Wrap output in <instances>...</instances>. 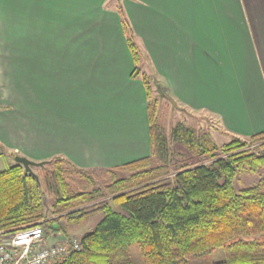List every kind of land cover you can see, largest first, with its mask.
Instances as JSON below:
<instances>
[{"label": "crops", "instance_id": "crops-1", "mask_svg": "<svg viewBox=\"0 0 264 264\" xmlns=\"http://www.w3.org/2000/svg\"><path fill=\"white\" fill-rule=\"evenodd\" d=\"M109 1L0 0L1 162L108 170L150 155L120 6L159 92L236 137L264 132V0Z\"/></svg>", "mask_w": 264, "mask_h": 264}, {"label": "trees", "instance_id": "trees-1", "mask_svg": "<svg viewBox=\"0 0 264 264\" xmlns=\"http://www.w3.org/2000/svg\"><path fill=\"white\" fill-rule=\"evenodd\" d=\"M135 67L148 96L150 155L108 170L55 157L41 176L0 170V230L41 226L45 238L104 214L81 249L51 264H264V177L238 190L242 174L264 170V132L218 146L209 133L176 123L166 132L160 94L140 65V47L121 9ZM156 86V85H155ZM174 143L210 162L174 167ZM158 164L154 166L153 164ZM129 174L117 178V172ZM223 248V261L207 255Z\"/></svg>", "mask_w": 264, "mask_h": 264}, {"label": "rangeland", "instance_id": "rangeland-1", "mask_svg": "<svg viewBox=\"0 0 264 264\" xmlns=\"http://www.w3.org/2000/svg\"><path fill=\"white\" fill-rule=\"evenodd\" d=\"M118 0H111L109 1V4L116 6L118 5ZM143 72H145L147 75H149L152 79V86L155 89V81L154 77L148 73V71L145 70V67H142ZM156 97L160 98V120L162 121V124L164 125L167 134L169 135V132L171 128L178 122H183L185 125L189 127H193L198 129L202 133H209L213 139V141L218 146H223L224 144L230 143L236 136L232 135L230 132L219 130L217 123L206 113H190L185 108H183L181 105L175 104L174 101H171L164 95V93L155 94ZM165 97V98H164ZM173 150L175 151L174 156V167H179L182 164H187L189 166L196 165L200 163H207L210 162L207 159H199L196 157H193V155L182 145L174 143L172 145ZM16 164L15 158H9L7 161V164L1 162L0 160V168L1 170H5L8 167ZM158 163L155 162L153 165L156 166ZM50 165H46L44 168L35 167L33 168V171L35 174L42 175ZM117 178H123L128 176L129 174L124 172H117ZM264 177V170H261L259 175H250V174H242L240 175L236 182L235 186L238 190L251 186L259 181L260 178ZM104 214H99L90 220H88L85 223L76 224V225H67L66 231H59L55 234L57 235H67V236H74L76 238H80L83 235H85L87 232L92 231L96 225L99 223V221L103 218ZM54 237H50L47 241V244H51L53 242ZM226 257V254L224 252L223 248H218L212 253L207 255V259L211 260L212 262H219L223 261Z\"/></svg>", "mask_w": 264, "mask_h": 264}, {"label": "built area", "instance_id": "built-area-1", "mask_svg": "<svg viewBox=\"0 0 264 264\" xmlns=\"http://www.w3.org/2000/svg\"><path fill=\"white\" fill-rule=\"evenodd\" d=\"M47 244L41 226L16 232L0 230V264H51L71 252L81 249L78 238L52 234Z\"/></svg>", "mask_w": 264, "mask_h": 264}, {"label": "water", "instance_id": "water-1", "mask_svg": "<svg viewBox=\"0 0 264 264\" xmlns=\"http://www.w3.org/2000/svg\"><path fill=\"white\" fill-rule=\"evenodd\" d=\"M15 162H16V164L23 166L25 171L28 174H32L35 177H37V175L34 173L33 168L43 167L45 165V162H35V161H32V160H30L24 156H20V155L15 157Z\"/></svg>", "mask_w": 264, "mask_h": 264}]
</instances>
